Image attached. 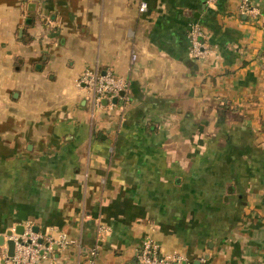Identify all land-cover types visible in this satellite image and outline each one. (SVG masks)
Returning <instances> with one entry per match:
<instances>
[{"label":"crops","instance_id":"1","mask_svg":"<svg viewBox=\"0 0 264 264\" xmlns=\"http://www.w3.org/2000/svg\"><path fill=\"white\" fill-rule=\"evenodd\" d=\"M247 1L0 0V264L19 224L66 239L40 264H136L144 238L264 264V0ZM86 66L126 98L92 107Z\"/></svg>","mask_w":264,"mask_h":264},{"label":"built area","instance_id":"2","mask_svg":"<svg viewBox=\"0 0 264 264\" xmlns=\"http://www.w3.org/2000/svg\"><path fill=\"white\" fill-rule=\"evenodd\" d=\"M205 3L211 4L216 0H204ZM240 9L242 12H252V7L247 0H240ZM146 0H138L137 9L144 10ZM202 35L197 23L189 26L187 36L189 40V53L192 57H201L207 50L205 45L199 41L198 36ZM133 59V56L131 55ZM76 84L84 87L89 96V102L92 107L101 106V100H105L108 107L113 106L112 97L125 99L128 87L127 79L124 76L114 74L110 70H99L96 66L84 67ZM122 92V93H120ZM105 233V227L96 226L98 237ZM13 240L11 255H4L5 264H40L46 258L52 248V242L59 246L66 243L63 235L57 239L42 240L29 224L22 225L20 233H11L8 235ZM53 240V241H52ZM95 249L91 248L88 253L85 264H95ZM136 264H189L180 254L176 252L164 253L158 245L144 238L135 250Z\"/></svg>","mask_w":264,"mask_h":264},{"label":"water","instance_id":"3","mask_svg":"<svg viewBox=\"0 0 264 264\" xmlns=\"http://www.w3.org/2000/svg\"><path fill=\"white\" fill-rule=\"evenodd\" d=\"M112 100H115V97H112ZM33 230L35 231L36 229L33 228ZM21 231H22V225L19 224L17 228H14L13 233H20ZM6 234H7V238L5 240V243H6V254L5 255L8 256L12 254L13 240L8 236L11 234L10 231L6 232Z\"/></svg>","mask_w":264,"mask_h":264},{"label":"trees","instance_id":"4","mask_svg":"<svg viewBox=\"0 0 264 264\" xmlns=\"http://www.w3.org/2000/svg\"><path fill=\"white\" fill-rule=\"evenodd\" d=\"M261 54H264V49L261 50Z\"/></svg>","mask_w":264,"mask_h":264}]
</instances>
